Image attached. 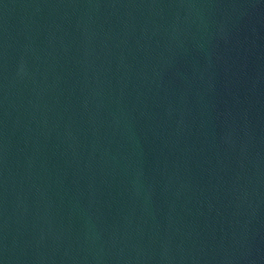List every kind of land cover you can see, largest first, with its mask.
<instances>
[{"label": "water", "instance_id": "obj_1", "mask_svg": "<svg viewBox=\"0 0 264 264\" xmlns=\"http://www.w3.org/2000/svg\"><path fill=\"white\" fill-rule=\"evenodd\" d=\"M0 264H264V0H0Z\"/></svg>", "mask_w": 264, "mask_h": 264}]
</instances>
